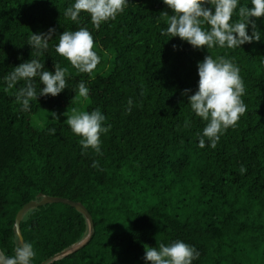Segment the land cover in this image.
<instances>
[{
    "label": "trees",
    "instance_id": "trees-1",
    "mask_svg": "<svg viewBox=\"0 0 264 264\" xmlns=\"http://www.w3.org/2000/svg\"><path fill=\"white\" fill-rule=\"evenodd\" d=\"M73 2L0 0V248L5 256L14 255L20 242L18 213L44 194L83 204L95 224L85 248L54 264H145V248L175 240L197 248L200 257L193 264H264V17L256 18L260 41L206 50L160 35L167 27L164 12L173 14L162 0H129L115 20L98 29L87 13H81L79 24L64 16ZM240 3L251 7L249 0ZM80 27L90 31L101 56L92 74L79 73L55 52L59 35ZM49 28L56 31L39 59L45 70L54 72V63L68 67V88L55 97H38L30 111H21L15 93L23 81L6 90L3 77L37 58L27 41ZM208 54L239 66L247 111L215 148L206 141L201 149L198 134L206 122L191 112L182 91L195 92L197 62ZM81 81L90 90L87 111L99 108L105 126L111 125L101 136L102 155L91 148L82 152L80 137L67 125L44 130L31 125L40 112L74 105ZM35 86L37 92L43 86L38 78ZM21 232L33 244L32 264H43L81 242L88 227L83 214L58 203L30 210Z\"/></svg>",
    "mask_w": 264,
    "mask_h": 264
},
{
    "label": "clouds",
    "instance_id": "clouds-1",
    "mask_svg": "<svg viewBox=\"0 0 264 264\" xmlns=\"http://www.w3.org/2000/svg\"><path fill=\"white\" fill-rule=\"evenodd\" d=\"M162 2L173 14L164 12L167 27L161 30L160 35L179 37L194 49H236L262 39L256 18L264 17V0H249L251 7L241 4L240 0ZM128 3L129 0H74L71 6L65 9L64 16L79 24L81 13H87L93 26L98 29L101 24L115 20ZM55 31V28H49L46 33H32L27 44L37 58H31L13 67L3 77L6 90L23 81V86L15 93L21 111H30L31 101L37 100L38 97H55L68 88V67L54 63V72L45 70L44 63L39 59L48 50L49 41ZM54 48L55 52L69 61L79 73L92 74L101 63V56L94 50L93 36L86 27L74 31L65 30L59 35ZM173 48L175 50L176 45H173ZM197 73L199 79L195 92L192 93V89H184L182 95L187 98L191 112L206 122L202 133L198 134V147L203 149L207 141L208 147L215 148L224 132L230 127L234 128L247 111V105L242 99L245 95V84L239 66L225 56L213 58L209 54L205 55L202 61L197 62ZM36 78L40 85H43L39 92L35 86ZM77 87L79 97L87 100L90 90L85 82L81 81ZM131 106L132 100L129 99L128 112L131 111ZM51 115L53 119H57L55 112ZM105 121L106 116L99 108L91 112L74 110L65 120L72 133L80 137L82 152L91 148L101 155V136L107 134L111 128L110 124L105 126ZM188 126L189 121L185 120V127ZM48 132L54 135L56 129L50 128ZM98 166V161H93L92 167ZM245 171L246 169L241 167V174ZM35 255L33 244L21 241L17 243L14 255L6 257L3 264H32ZM199 257L200 252L195 246L175 240L167 245L160 243L156 247L145 248L143 259L145 264H193Z\"/></svg>",
    "mask_w": 264,
    "mask_h": 264
},
{
    "label": "water",
    "instance_id": "water-1",
    "mask_svg": "<svg viewBox=\"0 0 264 264\" xmlns=\"http://www.w3.org/2000/svg\"><path fill=\"white\" fill-rule=\"evenodd\" d=\"M40 200L38 201H32L28 204H26L21 211L18 213L15 223V231L18 236L19 241H24L22 232H21V223L25 217V215L33 209L48 205V204H67L73 208H75L78 212L84 215L86 221H87V227H88V234L87 236L78 244L71 246L70 248L56 254L52 258H50L47 262H44L43 264H54L55 262H59L67 258L68 256L75 254L79 250L85 248L90 241L92 240L94 234H95V224L93 221V218L89 211L86 209V207L81 203H76L68 199L64 198H58V197H50L44 194H40L38 196ZM6 258L4 252L0 248V264H3L4 259Z\"/></svg>",
    "mask_w": 264,
    "mask_h": 264
},
{
    "label": "rangeland",
    "instance_id": "rangeland-1",
    "mask_svg": "<svg viewBox=\"0 0 264 264\" xmlns=\"http://www.w3.org/2000/svg\"><path fill=\"white\" fill-rule=\"evenodd\" d=\"M88 107V100H85L82 97L76 98V102L74 105L57 109V110H49L40 112L37 115H34L31 118V125L39 130H44L46 127H48L51 124H61V125H67L65 120L67 119V116H70L73 114V111H87ZM55 112L57 119H53L51 113Z\"/></svg>",
    "mask_w": 264,
    "mask_h": 264
},
{
    "label": "bare ground",
    "instance_id": "bare-ground-1",
    "mask_svg": "<svg viewBox=\"0 0 264 264\" xmlns=\"http://www.w3.org/2000/svg\"><path fill=\"white\" fill-rule=\"evenodd\" d=\"M57 204H58V203H57ZM83 216H84V215H83ZM86 222H87V221H86ZM87 226H88V225H87ZM87 234H88V233H87ZM94 235H95V234H94ZM86 236H87V235H86ZM86 236H85V237H86ZM93 237H94V236H93ZM92 239H93V238H92ZM90 242H91V241H90ZM79 243H80V242H79ZM77 244H78V243H77ZM75 245H76V244H75Z\"/></svg>",
    "mask_w": 264,
    "mask_h": 264
}]
</instances>
